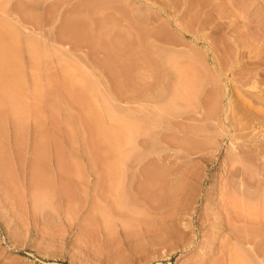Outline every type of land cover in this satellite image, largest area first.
Wrapping results in <instances>:
<instances>
[{"label":"rangeland","instance_id":"374dc122","mask_svg":"<svg viewBox=\"0 0 264 264\" xmlns=\"http://www.w3.org/2000/svg\"><path fill=\"white\" fill-rule=\"evenodd\" d=\"M0 65V264H264V0H0Z\"/></svg>","mask_w":264,"mask_h":264},{"label":"bare ground","instance_id":"6f19581e","mask_svg":"<svg viewBox=\"0 0 264 264\" xmlns=\"http://www.w3.org/2000/svg\"><path fill=\"white\" fill-rule=\"evenodd\" d=\"M4 61H5V60H4ZM8 62H9V61H8ZM1 63H2V64H5V63H3V62H1ZM10 63H11V65L13 64L12 61H11ZM7 64H8V66H6V64H5L4 66L9 67L10 64H9V63H7ZM0 66H2V65H0ZM4 68H5V67H4ZM4 68L1 69V67H0V70H3Z\"/></svg>","mask_w":264,"mask_h":264}]
</instances>
